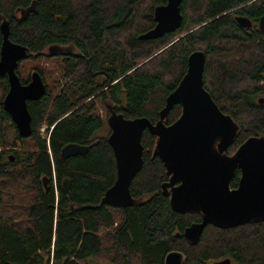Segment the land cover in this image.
Listing matches in <instances>:
<instances>
[{
    "label": "trees",
    "instance_id": "16d2710c",
    "mask_svg": "<svg viewBox=\"0 0 264 264\" xmlns=\"http://www.w3.org/2000/svg\"><path fill=\"white\" fill-rule=\"evenodd\" d=\"M33 2L34 10L19 22L17 10ZM165 4L0 0V25L7 22L10 41L26 48L28 58L22 62H45L46 67L32 70L47 89L39 100L27 102L32 135L22 139L2 107L8 83L0 78V264H97L99 259L164 264L172 251L183 255V264L226 259L264 264V222L227 230L207 226L195 245L183 237L201 215L172 211L161 190L168 176L152 156L156 138L147 131L141 139L143 165L129 188L134 205L117 209L101 203L115 182L116 165L99 105L125 119L156 123L195 51L205 55V90L239 126L227 154L250 137H264V36L258 28L264 0H183L179 29L141 40L155 26L154 9ZM236 17L248 19L251 28L240 27ZM53 45L74 51L49 56ZM20 64L16 72L25 84L28 71L21 77ZM180 114L175 106L165 124ZM68 144L88 151L61 159ZM239 175L234 173L231 188L237 187ZM64 179L69 180L67 193L61 187Z\"/></svg>",
    "mask_w": 264,
    "mask_h": 264
},
{
    "label": "water",
    "instance_id": "95a60500",
    "mask_svg": "<svg viewBox=\"0 0 264 264\" xmlns=\"http://www.w3.org/2000/svg\"><path fill=\"white\" fill-rule=\"evenodd\" d=\"M183 0H166V4L154 9L155 26L139 38L155 40L180 28ZM35 8V2L24 10V17ZM242 28H251V22L236 17ZM264 36V15L258 22ZM0 78L6 77L8 91L2 101L22 139L32 135L31 116L27 102L37 101L46 93L42 76L33 71L23 84L17 74L20 62L28 58L26 48L9 39V24L0 25ZM71 46L48 47L49 56L71 54ZM205 55L195 51L187 59V70L176 89L168 95L159 120L152 124L146 118L125 119L110 106L107 126L110 145L116 165L114 184L105 192L101 203L117 209L134 205L130 185L143 165L142 135L147 131L156 138L152 153L164 166L168 180L161 185L162 193L169 198V205L177 214L198 213L201 220L184 230L183 237L191 244L198 243L207 226L233 229L250 223L264 222V137H250L234 154L227 150L234 143L238 124L224 114L205 90L203 72ZM263 103V99L260 100ZM181 107L178 119L166 125L170 111ZM87 146L68 144L61 150V159L85 155ZM12 160V158H11ZM236 170L240 177L236 188L231 181ZM47 179H44V186ZM69 180L61 187L68 192ZM180 252L172 251L164 264H183ZM216 264H230L226 259Z\"/></svg>",
    "mask_w": 264,
    "mask_h": 264
},
{
    "label": "rangeland",
    "instance_id": "374dc122",
    "mask_svg": "<svg viewBox=\"0 0 264 264\" xmlns=\"http://www.w3.org/2000/svg\"><path fill=\"white\" fill-rule=\"evenodd\" d=\"M37 65V62L35 63V62H31V61H29V62H27V63H24V62H22L21 64H20V69H19V72H20V75H21V77H24V74H25V72L26 71H28V78L30 77V75H31V73L33 72V68L35 67ZM46 64H45V62L44 61H41V63L39 64V65H37V66H40L41 68H43V67H46L45 66ZM26 67V69H24ZM0 98H1V92H0ZM3 101V100H2ZM106 110H108L107 109V107L105 108ZM105 109L103 108V107H101L100 105H99V107H98V110H99V113H100V115H102L105 119L106 118H108V116L106 115V113H105ZM107 116V117H106ZM109 128V127H108ZM45 130V128L44 127H42L41 129H40V131L41 132H43ZM0 181H1V178H0ZM97 264H106L105 262H104V260H97Z\"/></svg>",
    "mask_w": 264,
    "mask_h": 264
},
{
    "label": "flooded vegetation",
    "instance_id": "af4514ba",
    "mask_svg": "<svg viewBox=\"0 0 264 264\" xmlns=\"http://www.w3.org/2000/svg\"><path fill=\"white\" fill-rule=\"evenodd\" d=\"M15 17H16V19L19 21V22H21V21H24V9H19V10H17V12H16V14H15ZM60 55H66V54H60ZM68 55H70V54H68ZM18 74V73H17ZM19 76V75H18ZM3 78H6V77H3ZM19 78H20V76H19ZM20 80H23V81H21L23 84H24V79H21L20 78ZM236 171H238L239 172V170H236ZM235 171V172H236ZM239 174H240V172H239ZM239 177H240V175H239Z\"/></svg>",
    "mask_w": 264,
    "mask_h": 264
}]
</instances>
